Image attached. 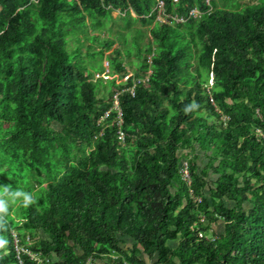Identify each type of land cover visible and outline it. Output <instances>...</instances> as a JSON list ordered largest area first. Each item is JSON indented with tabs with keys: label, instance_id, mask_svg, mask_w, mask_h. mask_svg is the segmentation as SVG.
Masks as SVG:
<instances>
[{
	"label": "trees",
	"instance_id": "1",
	"mask_svg": "<svg viewBox=\"0 0 264 264\" xmlns=\"http://www.w3.org/2000/svg\"><path fill=\"white\" fill-rule=\"evenodd\" d=\"M229 1L0 0V264L11 228L55 264H264V0Z\"/></svg>",
	"mask_w": 264,
	"mask_h": 264
},
{
	"label": "built area",
	"instance_id": "2",
	"mask_svg": "<svg viewBox=\"0 0 264 264\" xmlns=\"http://www.w3.org/2000/svg\"><path fill=\"white\" fill-rule=\"evenodd\" d=\"M204 1L208 4H211V0H204ZM155 4H156L155 8L158 11V16L165 18L168 15L167 6L165 4V1L156 0ZM201 11L202 9L198 5H195L190 9V13L194 15H198ZM173 16L174 18L178 20H182L184 19L185 15L184 13L176 12L173 14ZM132 89L134 90L133 87ZM117 96H118V93L116 92L114 96L115 103H117ZM120 116H121V109L118 108V117H119L118 121H121ZM118 133L122 138L125 135V133L123 132L121 128L118 129ZM187 163H188L187 159H184L183 162H181V170L183 172V175L188 178L189 173H188ZM11 234H12V244H13V252H14V260H13L14 264H25V261H24L25 254H27L30 257V259L35 260V262H38V264H55L52 261L53 256L43 253L42 251H39L36 248H33L29 245V243L31 242V239L28 233L25 236L26 241H27L26 243L21 241V237L16 228H11ZM199 234L202 235L203 231L200 230Z\"/></svg>",
	"mask_w": 264,
	"mask_h": 264
},
{
	"label": "rangeland",
	"instance_id": "3",
	"mask_svg": "<svg viewBox=\"0 0 264 264\" xmlns=\"http://www.w3.org/2000/svg\"><path fill=\"white\" fill-rule=\"evenodd\" d=\"M217 2H220L222 4V2H224L225 0H216ZM241 1H249V0H241ZM228 2H231L229 0H227L226 2H224L223 4L224 5H227L229 6V3ZM113 14H114V19L111 21V23L115 26V27H119L122 23H124L123 21V17L121 16L122 15V10L120 9V7H115L113 8ZM119 39H116L115 40V43H118L120 42V40L118 41ZM102 62L105 64V70L102 71L101 73L99 72H96V76H98L99 74H103L104 76H108L109 75V71L111 69L110 65H109V60H108V57L107 55H105L103 58H102ZM113 74H110L109 76H112ZM128 74L125 75V77L127 76ZM121 77L118 78V80H120ZM210 82H212V75L210 77ZM225 116V115H223ZM210 119H212V117H210ZM199 148V147H198ZM200 149V148H199ZM194 152V149H190V147L186 148V155L184 156L186 159L193 154ZM207 156L205 155L204 152L200 151V156H199V160L202 162L201 164L203 163H206L207 161ZM208 192V191H207ZM227 203H232L229 199H227ZM215 227L216 229L218 230H221L224 228V221L223 220H220L219 222L215 223ZM37 234H39L38 232L35 234L37 236ZM210 234V233H209ZM211 235V234H210ZM1 238V237H0ZM3 239H5L7 241L6 238L3 237ZM132 241L131 237L128 236V235H124L123 237V241H121L120 243L123 245V247H126L128 246V244H130ZM7 251V243L5 244L4 247L0 248V252H6ZM138 254L140 256H144L145 258H147L148 260H152L151 258H149L147 256V254L145 252H141L139 251ZM87 264H93L91 260H89V262H87ZM94 264H107L106 262V258L105 259H100L99 257H96L95 260H94Z\"/></svg>",
	"mask_w": 264,
	"mask_h": 264
},
{
	"label": "clouds",
	"instance_id": "4",
	"mask_svg": "<svg viewBox=\"0 0 264 264\" xmlns=\"http://www.w3.org/2000/svg\"><path fill=\"white\" fill-rule=\"evenodd\" d=\"M164 1H165V0H164ZM191 8H192V7H191ZM173 14H174V13H173ZM168 16H169V15H167V16H166L165 18H163V19H168ZM173 17H174V16H173ZM160 18H162V17H160ZM3 192H4V190H3L2 192H0V195H2ZM21 194L24 195V203H25V205H28V204L34 203V199H33V197H32L31 195H29V194H27V193H21ZM6 211H7V206H6L5 202H4L2 199H0V212H6ZM6 243H7V241H6L5 239L0 238V248L4 247Z\"/></svg>",
	"mask_w": 264,
	"mask_h": 264
},
{
	"label": "crops",
	"instance_id": "5",
	"mask_svg": "<svg viewBox=\"0 0 264 264\" xmlns=\"http://www.w3.org/2000/svg\"><path fill=\"white\" fill-rule=\"evenodd\" d=\"M94 260H95V258H94ZM94 260H93V261H94ZM93 264H94V263H93Z\"/></svg>",
	"mask_w": 264,
	"mask_h": 264
}]
</instances>
